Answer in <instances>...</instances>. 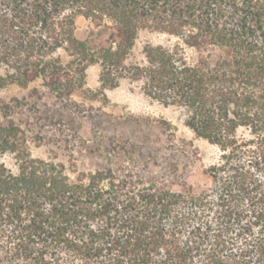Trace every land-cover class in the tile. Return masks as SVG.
Returning <instances> with one entry per match:
<instances>
[{
  "label": "trees",
  "instance_id": "obj_1",
  "mask_svg": "<svg viewBox=\"0 0 264 264\" xmlns=\"http://www.w3.org/2000/svg\"><path fill=\"white\" fill-rule=\"evenodd\" d=\"M78 18L92 24L85 38ZM144 29L176 41L130 60ZM93 64L102 88L138 83L219 147L204 170L210 185L71 174L31 156L4 105L0 264H264V0H0V87L39 81L70 98Z\"/></svg>",
  "mask_w": 264,
  "mask_h": 264
},
{
  "label": "rangeland",
  "instance_id": "obj_2",
  "mask_svg": "<svg viewBox=\"0 0 264 264\" xmlns=\"http://www.w3.org/2000/svg\"><path fill=\"white\" fill-rule=\"evenodd\" d=\"M91 26L78 18L76 35L85 38ZM175 41L166 33L141 30L129 58L140 60L145 44ZM99 72L98 64L88 66L70 98L55 97L39 81L27 88L14 83L0 87V108L7 105L6 118L24 129L31 156L63 162L71 174L110 168L119 175L155 177L174 191L183 185L194 191L209 186L204 170L220 162L219 147L196 137L178 106L151 99L127 78L102 88ZM2 160L16 170L11 154Z\"/></svg>",
  "mask_w": 264,
  "mask_h": 264
}]
</instances>
